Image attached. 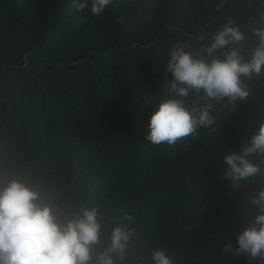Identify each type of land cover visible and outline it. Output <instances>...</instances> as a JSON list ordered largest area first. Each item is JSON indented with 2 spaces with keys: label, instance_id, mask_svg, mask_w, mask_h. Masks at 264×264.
Wrapping results in <instances>:
<instances>
[{
  "label": "trees",
  "instance_id": "1",
  "mask_svg": "<svg viewBox=\"0 0 264 264\" xmlns=\"http://www.w3.org/2000/svg\"><path fill=\"white\" fill-rule=\"evenodd\" d=\"M262 17L264 0H116L99 17L71 0H0V181L24 180L61 217L99 209L96 253L126 224L118 264H152L156 250L172 264H264L223 251L264 176L240 189L221 179L223 156L264 123V71L241 77L248 96L235 111L217 104L212 128L172 145L145 139L171 46L199 52L232 21L245 39L216 55L247 60Z\"/></svg>",
  "mask_w": 264,
  "mask_h": 264
},
{
  "label": "clouds",
  "instance_id": "2",
  "mask_svg": "<svg viewBox=\"0 0 264 264\" xmlns=\"http://www.w3.org/2000/svg\"><path fill=\"white\" fill-rule=\"evenodd\" d=\"M116 0H71L76 12L89 11L101 16ZM264 20V17H262ZM117 22H120L119 20ZM258 43L249 58L230 49L219 50L245 39L239 27L229 21L216 33L211 43L199 52L186 51L182 43L167 53L166 72L170 74L168 94L154 105L147 122L145 139L155 145H172L195 136L200 128L215 124L216 105L235 103L248 96L241 77L264 71V27L254 29ZM196 99H190L191 97ZM215 102V103H213ZM214 130V129H213ZM221 179L232 189L253 177L264 176V123L251 133L239 151L222 158ZM248 204L254 214L223 251L233 257L247 256L264 262V186L250 196ZM130 221L131 217H125ZM102 222L99 209L82 206L61 217L42 193L24 180L0 181V264H118L123 261L132 236L124 223L114 226L109 243L98 253ZM152 264H172L163 250L152 253Z\"/></svg>",
  "mask_w": 264,
  "mask_h": 264
}]
</instances>
